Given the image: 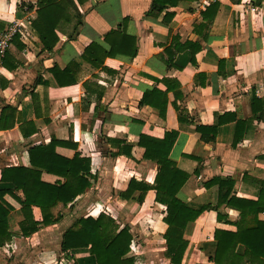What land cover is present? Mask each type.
<instances>
[{
	"label": "crops",
	"instance_id": "crops-1",
	"mask_svg": "<svg viewBox=\"0 0 264 264\" xmlns=\"http://www.w3.org/2000/svg\"><path fill=\"white\" fill-rule=\"evenodd\" d=\"M38 1L0 0V40L9 27L19 25L22 36L14 37L23 47L18 49L10 41L4 52L10 64L18 66L12 71L0 68V171L28 167L27 149L47 145L53 138L76 145L77 152L90 159V173L96 180L70 210L58 208L64 215L61 222L40 227L29 238L21 237L19 205L5 196L13 208L8 216L11 239L0 248V264H94L85 249L71 251L67 257L59 253V238L75 218L73 213L82 212L77 205L83 200L93 209L113 203L144 209L145 215L129 222L139 224L141 231L135 233L129 227L130 255L135 264H168L162 222L165 207L154 202V192L148 191L140 206L121 201L117 195L113 199L106 196L123 191L131 178L153 183L156 166L143 161V150L136 146L141 134L162 139L166 133H176L170 159L189 176L178 194L186 207L197 210L216 205L217 186H203L212 179H230L235 197L257 199L250 182L264 181V114L257 120L259 112L252 115L251 102L255 97L262 101L257 108L264 106V0H217L216 14L207 22L201 15L210 4L199 8V0L165 6L151 15L153 0H88L81 6L73 0L81 26L77 32L72 23L55 30L58 42L51 52L42 50L32 28ZM123 20L126 35L136 39V57L106 59V70L83 62L84 49L101 42ZM185 44L192 47L176 52ZM165 49L173 54L171 61ZM54 65L60 71L71 66L76 84L58 87L48 72ZM162 80L177 85L175 94L167 93L164 118L152 107L139 105L144 92L165 91L163 84L156 83ZM83 83L90 86L87 93ZM250 120L242 140L232 147L236 121ZM26 123L30 131H36L29 137L20 132ZM197 126H217L214 142H201ZM104 139L129 146L132 159L112 157L117 146ZM56 153L66 158L74 154L63 148ZM41 179L48 184L58 180L47 174ZM10 188L0 183V189ZM90 193L94 201L86 199ZM32 212L34 220L40 221L38 210ZM224 213L230 222L237 221V212L224 209ZM215 225L212 211L187 225L184 238L188 245L181 264H212L208 259L215 250Z\"/></svg>",
	"mask_w": 264,
	"mask_h": 264
},
{
	"label": "trees",
	"instance_id": "trees-1",
	"mask_svg": "<svg viewBox=\"0 0 264 264\" xmlns=\"http://www.w3.org/2000/svg\"><path fill=\"white\" fill-rule=\"evenodd\" d=\"M82 5L88 0H75ZM73 0H39L37 2L36 20L32 28L42 45V50L51 52L58 38L55 30L60 26L73 24V32H77L81 26V15ZM192 0H153L148 15L153 12L160 13L165 6L175 7L178 2ZM218 5L210 4L202 13L204 21L213 20ZM122 24L115 30L109 31L103 36L102 41L92 42L87 46L81 60L96 70H106V59L128 58L134 59L137 54L136 39L126 35ZM11 43L18 49L23 47L14 37ZM191 48L190 44L179 48L176 52ZM169 50V49H168ZM168 53L169 61L173 54ZM194 53L191 51V63L194 64ZM18 65L10 64L7 53L0 55V68L15 70ZM71 66L63 71L54 65L49 69L55 84L67 87L76 84ZM165 87V91L152 89L144 92L139 102L140 106H150L155 109L160 118H164L166 110L167 93L175 94L177 85L166 80L156 81ZM85 92L90 90L83 83ZM92 91V90H91ZM93 92V91H92ZM262 101L252 97L251 113L259 112L257 120H262L264 106L260 109ZM256 107V108H255ZM8 110V109H7ZM250 121H236L235 137L232 147L242 140L243 129ZM30 124L20 128L23 137H29L36 131L29 130ZM217 126L195 128L200 135V141L206 144L214 142ZM240 131V133H239ZM176 133H166L162 139H155L146 135H139L136 146L143 150L142 160L151 162L156 166V174L151 185L144 181L129 179L126 188L117 193L119 200L134 202L141 205L148 191L154 192V202L165 207L162 222L166 226L163 235L165 241L164 259L168 264H181L187 241L184 233L189 223H194L202 218L207 212L216 214V225L213 232L215 250L208 261L212 264H264V181H251L258 196L255 201L239 199L234 196V182L230 179H212L203 184L208 189L217 186L216 205H206L197 210L190 209L179 199L178 194L189 176L176 168L170 159V151L173 146ZM111 146H117V152L112 157L124 156L132 159L131 148L124 146L123 142L104 139ZM57 148L72 150L71 158L60 156L56 153ZM28 167H11L0 171V183L8 184L10 189H0V248L10 242L8 233V216L13 208L4 201L9 196L19 205L22 221L19 230L22 238H29L40 227H49L62 221L64 215L58 210H70L76 199L83 196L95 182L96 178L90 173V159L82 157L77 152L76 145L71 141H58L51 139L47 145H35L27 149ZM198 170L194 172L197 174ZM42 174L56 177L54 184L42 181ZM244 180L245 177H243ZM245 182V181H244ZM37 209L40 221H35L33 209ZM224 209H231L238 214L235 222H230L224 213ZM262 217V219H260ZM132 235L128 226L119 227L117 222L104 213H99L95 218L90 216H78L73 218L72 223L65 229L59 238V253L67 257L74 250L85 249L94 261V264H135L134 256H131Z\"/></svg>",
	"mask_w": 264,
	"mask_h": 264
},
{
	"label": "rangeland",
	"instance_id": "rangeland-1",
	"mask_svg": "<svg viewBox=\"0 0 264 264\" xmlns=\"http://www.w3.org/2000/svg\"><path fill=\"white\" fill-rule=\"evenodd\" d=\"M100 154H101V152H100ZM117 193H114V191L108 192L106 196H108L109 199H110V197L113 199V198L116 197ZM86 197H87L86 199H89L88 201H90V200L94 201L96 199L94 197L93 193H90L89 195H86ZM129 204H122V205L118 204V205H116V204L113 203L112 207L96 206L93 209L90 206L89 202H87L86 200H83L79 205H77L79 207V210H81L82 212H79L78 210H76L79 213L75 212V213H73V215H74V217L81 216V215L82 216H90V217L92 216V217H94L96 215V213H98L100 211L99 213H104V214L109 215L110 217H112L117 222V224L119 225L120 228L124 227V226H128L132 230H134L133 232H135V233L137 231L141 232L138 229V225L139 224L129 225V222H130L132 217H140L142 215H145L146 212L144 211V209H140L137 206L132 207ZM133 246H136V245L134 244ZM134 248H136V247H134ZM132 253H135V249H134V251H132Z\"/></svg>",
	"mask_w": 264,
	"mask_h": 264
},
{
	"label": "built area",
	"instance_id": "built-area-1",
	"mask_svg": "<svg viewBox=\"0 0 264 264\" xmlns=\"http://www.w3.org/2000/svg\"><path fill=\"white\" fill-rule=\"evenodd\" d=\"M217 0H199L198 1V7L199 8H204L205 6L212 4L216 2ZM20 26L19 25H13L9 27L7 32L3 35L2 39L0 40V54L4 53L6 50V47L10 43L11 39L16 36H22V32L19 30Z\"/></svg>",
	"mask_w": 264,
	"mask_h": 264
}]
</instances>
